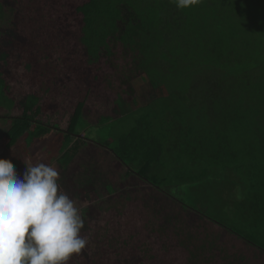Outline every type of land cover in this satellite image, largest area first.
<instances>
[{"label": "trees", "instance_id": "16d2710c", "mask_svg": "<svg viewBox=\"0 0 264 264\" xmlns=\"http://www.w3.org/2000/svg\"><path fill=\"white\" fill-rule=\"evenodd\" d=\"M148 10L159 13L151 17ZM144 84L190 148L184 159L198 160L193 150L200 156L215 150L245 164L244 170L235 164L244 182L239 198L232 194L229 215L211 214L173 196L145 164L134 163L131 171L141 178L135 189L117 186L119 195L84 215L82 235L90 243L68 264H264V0H200L183 10L172 0H0L6 148L38 149L51 139L56 146L47 157H56L77 188L84 165L110 178L118 174L110 168L127 167V154L161 163L170 133L152 130L143 112L150 107L140 105ZM128 109L139 115L129 112L135 122L126 131L102 132L118 127L116 118ZM208 125L223 142L211 138ZM196 132L199 139L192 138ZM112 147L115 164L106 158ZM188 171L182 176L190 186L206 175Z\"/></svg>", "mask_w": 264, "mask_h": 264}, {"label": "clouds", "instance_id": "9594fccd", "mask_svg": "<svg viewBox=\"0 0 264 264\" xmlns=\"http://www.w3.org/2000/svg\"><path fill=\"white\" fill-rule=\"evenodd\" d=\"M172 2L183 10L200 0ZM59 181L52 164H27L21 177L0 158V264H68L89 245L80 208Z\"/></svg>", "mask_w": 264, "mask_h": 264}, {"label": "crops", "instance_id": "0c3cea01", "mask_svg": "<svg viewBox=\"0 0 264 264\" xmlns=\"http://www.w3.org/2000/svg\"><path fill=\"white\" fill-rule=\"evenodd\" d=\"M112 3L113 2H111V4ZM111 4L106 3L103 5V7L110 6ZM116 5L118 4H113V6ZM152 101L153 100L148 94L143 97L140 105H146L147 108L150 107L148 111L143 112L151 117L149 119V122H153V126L151 128L154 132L159 134L158 130H160L164 134L170 133V135L163 143V153L166 154L167 157L165 159H162L161 163H159L158 161L157 164L151 162L150 164H148L149 162L146 161V157L144 155L132 157V154L129 157L127 154L126 157L123 158V161H128L127 167L124 168L125 171L123 170V168H121V166L112 167L110 168V172L118 174H115L110 178L109 176H107V174H105V176L104 174L100 173V167L95 166L94 169L90 168L89 175L92 178V186L88 188V190H90L91 198L89 199L81 195L82 197L78 196L77 200V195H75L73 199L78 202V205L88 206L89 204L93 205L92 203L95 200V197L99 198L100 201H103V199L105 200V198L110 199V196L119 195V191L127 192L135 189V185H137L135 184V181L141 178H137L136 173H134V169L133 171H131V169L132 167L135 168L134 163H143L147 166V168H149L148 170L149 173L151 172L150 174L158 177L159 185H161L164 189L172 192L173 196L179 197L185 202H189V204H191L192 206L195 205L196 207L208 213H223L222 210H224V212L229 215L231 213V210H233V199H235L233 198V195H235L236 193V197L238 199L239 190L243 187L242 185L244 184V182L240 180L239 170L238 168H235V164H237L238 167L240 166L243 170L245 164H238L231 157H228L227 154L222 158L220 154L215 150L203 152L202 157H199L198 160L188 162L187 159H184L182 157V154L184 152H191L190 148L189 150H185L187 148V146L183 144L185 139H180V137L176 135L177 130L175 131L174 128L170 130V121L172 119L168 116V114H161L162 109L161 107H159L160 104L155 106L152 104ZM128 110L123 111L122 113H120L121 116L116 118V120L120 123L118 127H115L113 125L111 127L112 130L109 132V134L113 135L114 133H117L119 135L120 132L126 131L133 124V122H135L134 118L129 115V112H132L136 109ZM137 111L138 110H136V115H139V112ZM117 115H115L114 117H116ZM185 128L189 132V126H185ZM102 132L104 133V131ZM98 134L99 132L96 131L95 136L99 137ZM184 136L189 137L187 133H185ZM192 138H196V136L194 135V137ZM107 141L112 142L111 136L107 138ZM135 142L136 141H134L133 143ZM99 149L100 147L95 145L94 157H96V151ZM44 154L46 155L48 153L45 152ZM81 156L85 157V155ZM115 162L116 161H113L111 163L115 164ZM116 165H119V163ZM187 169H189L188 172H192L194 174L206 173V175L201 176L200 179L196 180V185L190 186L186 183V179L182 176L187 172ZM81 172L82 169H80L79 171V176L81 175ZM119 175H123L124 177L122 178ZM150 179H153V177L150 176L149 180ZM98 183L100 184V187L97 186ZM117 186H121L119 191L118 188H116ZM114 188H116L118 194L117 192L116 194L111 193ZM187 198L189 199V201ZM178 205L179 208L182 207L180 203ZM84 215L87 217V213L84 212Z\"/></svg>", "mask_w": 264, "mask_h": 264}, {"label": "rangeland", "instance_id": "374dc122", "mask_svg": "<svg viewBox=\"0 0 264 264\" xmlns=\"http://www.w3.org/2000/svg\"><path fill=\"white\" fill-rule=\"evenodd\" d=\"M153 5H158V3H154ZM137 12H138V10H134L133 11V13H137ZM147 12H149L151 17H156L158 15V13H159V10H148ZM174 12H175V10H163L162 15L163 14L167 15V13H174ZM163 18H164V16H163ZM169 32L170 33H168V35L166 36L167 38L170 37L169 34H171V31H169ZM112 44H113V42H112ZM144 85H148V88L144 89L145 90V92H144L145 95L149 94L150 98L153 99L154 95H153V93H151L152 91H151L150 85L149 84H144ZM145 95L141 94V96H140V100L141 101H142V99H143V97ZM4 111L5 110H0V113H2ZM197 122L198 121L196 120L194 123L197 124ZM2 125H3V120L0 119V128L2 127ZM180 125H181V127L182 126H184V127L187 126L182 121H180ZM198 126L199 125L197 124V127ZM204 128L211 133L210 136H211L212 139H213V137H215L214 140L218 141L219 144L221 142H223V140H219L216 136H214V131L217 130L216 126L208 125V126H205ZM103 131L109 133L108 130H103ZM195 136H196V139H199V136H201V135L198 132H196ZM103 138L106 139L105 136ZM103 138L101 136L100 140L103 141ZM230 144H229V146H230ZM55 146L56 145H52V140L49 139L44 145H42L38 149H36V148H31V149L27 148V149H25L24 148V143H21V145L17 146L16 148H10L9 149V148H6L3 145V142H1V139H0V158L11 160L13 165L17 169L18 173L21 175V177L23 175V172L26 170L27 164H29V165H36V164H39V163L52 164L60 172V181H59V183L61 185V190L66 191L67 194L70 197H75L74 195L76 194L77 195L76 196L77 200H78V196L79 197L83 196V197H86V198L90 199L91 198L90 197V190H88V188H90L92 186V183H91L92 180H91V176L89 175L90 168H87V166H89V165H85L84 167H82L81 175L80 176L78 175V177H77L78 184L80 185L77 188L75 186L77 184V182L75 181L74 176L70 175L69 178H68V176L64 177L63 172H62V168L58 165L56 157L53 156L51 159H49V157H47V154L46 155L44 154L45 152L48 153L49 149H50V152H52V150H53V148ZM234 146L235 145H233V147H232L233 149L235 148ZM48 147H50V148H48ZM110 150H111V152H110L109 155L106 156V158H108L111 162L120 161L118 159L117 155L115 154V153H118L117 147H112ZM193 152L197 156L202 157V156H200V151L193 150ZM81 155H85V153H83ZM94 159H99V158L96 156V157H94ZM90 162L91 161L88 159V163H90ZM77 174H78V172H77ZM148 174H149V172H148ZM84 185H85V187H84ZM97 186L100 187V184L98 183ZM85 189H87V190H85ZM99 200H100L99 198L95 197V200L92 203L93 205L89 204L88 206L78 205V202L76 201L78 207L80 208V211L82 212V216L84 217V212L88 213V212H92V210H95V206L99 202ZM222 212H224V210H222ZM228 220H230V219H228ZM230 223H231L232 226H234V222H232V220H231ZM88 236L90 237V240H93V238H94V234L93 233L89 234ZM108 264H116V260L110 261V262H108Z\"/></svg>", "mask_w": 264, "mask_h": 264}]
</instances>
